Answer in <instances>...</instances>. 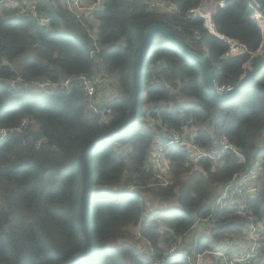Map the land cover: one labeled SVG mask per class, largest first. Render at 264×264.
I'll list each match as a JSON object with an SVG mask.
<instances>
[{
    "label": "trees",
    "instance_id": "trees-1",
    "mask_svg": "<svg viewBox=\"0 0 264 264\" xmlns=\"http://www.w3.org/2000/svg\"><path fill=\"white\" fill-rule=\"evenodd\" d=\"M20 1L33 4L36 14L0 7V130H5L0 135V264H63L84 244L78 155L89 141L127 117L132 62L145 29L165 25L189 50L205 57L218 86L238 83L244 66L250 62L251 68L257 59L254 54L264 52V40L251 19L250 0H224L212 16L218 35L244 47L234 56H225L228 44L203 29L200 18L185 16L201 0H174L176 9L163 13L150 10L146 0H103L89 16L97 21L95 36L91 21L64 9L61 0ZM39 17H48V25H39ZM191 30L199 32V40L191 37ZM99 72L111 77L117 89L112 98L101 99L110 109L104 119L86 111V94L78 82L54 93L31 88L15 92L10 86L18 76L58 82ZM179 96L190 101L180 102ZM161 101L168 103L160 114L169 125L196 126V140L203 147L212 143L210 131L223 135L243 161L227 150L219 162L203 158L194 163L185 151L170 148L166 159L171 182L160 185L147 161L153 133L142 117ZM258 159L262 171L248 206L264 224V65L238 95L215 101L202 66L162 33H152L141 60L132 121L84 158L89 184L84 216L91 250L78 264H151L173 237L184 240L198 220L208 219L210 232L185 252L204 253L229 240L230 223L237 221L241 230L246 223L232 206L212 207L214 188ZM125 174L132 175L133 183L127 185L136 191L120 187ZM149 201L158 208H148ZM140 240L147 243L148 254L139 248ZM260 244L264 256V239ZM166 264L188 263L178 257Z\"/></svg>",
    "mask_w": 264,
    "mask_h": 264
},
{
    "label": "built area",
    "instance_id": "built-area-1",
    "mask_svg": "<svg viewBox=\"0 0 264 264\" xmlns=\"http://www.w3.org/2000/svg\"><path fill=\"white\" fill-rule=\"evenodd\" d=\"M62 5L66 6V10L75 11L86 9L90 13L98 8L103 0H61ZM27 1L20 0H0V7H21V12H29L32 15L36 14L35 6L30 3L27 7ZM148 8L160 13L172 12L176 9L174 0H146ZM224 0L212 1L201 0L199 4L185 14L187 18L198 17L202 20V28L209 33L224 39L228 44V49L225 56H234L243 53L244 47L235 42L231 38L218 35L215 32L212 16L218 8H223ZM249 7L252 8L251 19L256 23L264 40V11L254 2L250 0ZM82 15V14H81ZM38 23L41 26H47L49 23L48 17H39ZM191 37L196 40L200 39L199 32L191 30ZM260 51L254 56L259 57ZM248 62L243 73L234 86H218L215 83V89L218 93H226L231 91L245 78L248 70ZM245 67H247L245 69ZM72 82H78L86 94V111L92 116L105 118L110 112L108 107L101 105V99L105 98L107 83V75L103 72L96 73L92 76L80 75L75 78H65L58 82H53L50 79L38 81H26L20 76L11 79L10 86L13 91H19L21 88H31L37 92L54 93L60 90H69ZM166 88L169 87L164 83ZM112 98V97H110ZM109 99V98H108ZM168 106L166 102H159L156 105L149 106L144 110L142 121L147 129L153 133L151 139L148 162H150L155 177L160 179L161 184L166 186L171 182V174L168 169V160L166 159L167 152L170 148H180L185 151L190 161L197 163L203 158H208L213 162H219L221 157L227 150H232L238 157L239 161H243L242 155L228 143L225 136L215 137L210 131L212 143L210 146L203 147L196 140V131L198 128L189 123L178 128L169 125L165 122L160 114V107ZM5 130H0V135L3 136ZM262 171V161L257 160L251 167L246 170L234 173L231 180L214 188L212 199V207L225 208L232 206L233 212L239 216L246 226L242 234L236 239H225L222 243H218L216 248L199 254H190L185 252L186 247L181 237H173L167 246L164 247V252L160 258L155 259L151 264H166L168 258H184L188 264H201L203 257H208L205 264H254L260 257V241L264 239V224L255 220L251 214L248 202L254 196L258 189L256 183L258 175ZM130 191H136V187L126 185ZM208 221V219H205ZM204 220V221H205ZM203 221V220H200ZM199 222V220H198ZM185 250V251H184Z\"/></svg>",
    "mask_w": 264,
    "mask_h": 264
},
{
    "label": "water",
    "instance_id": "water-1",
    "mask_svg": "<svg viewBox=\"0 0 264 264\" xmlns=\"http://www.w3.org/2000/svg\"><path fill=\"white\" fill-rule=\"evenodd\" d=\"M254 2L260 7L261 10L264 11V3L262 0H254ZM160 32L162 33L172 45H174L180 52L185 54L186 56L190 57L191 59L197 61L203 68L206 81H207V86H208V91H209V97L212 100L215 101H224L230 97H232L235 94H238L240 91L245 88V86H248L252 79L254 78L255 73L257 70L264 65V52L255 59V62L253 66L248 70L245 78L240 82L238 86H236L234 89H232L229 92L226 93H218L215 89V80L211 71V68L209 64L207 63L205 57L202 55L189 50L181 41H179L171 32L170 29H168L165 25L163 24H152L148 26L142 36V39L137 47V52L133 58L132 62V77H131V101L129 105V110H128V115L125 118V120L120 123L118 126L112 128L111 130L107 131L106 133H103L102 135H99L95 139L89 141L80 151L78 155V165L81 171L82 175V191L80 194V202H79V219H80V226L82 230V235H83V240L84 244L81 250L74 255L71 259L66 261L63 264H78L80 263L83 259L86 258L88 253L91 250V242L88 236V231H87V222L85 220L84 216V207H85V202L86 198L88 195V189H89V184H88V168L85 164L84 158L89 151L90 148L93 146L99 144L100 142L106 140L107 138L116 135L118 132L121 130L125 129L130 122L133 119V114H134V107L135 103L137 100V92H138V85H139V79H140V66H141V60L144 55L145 48L150 40V36L154 32ZM254 60V59H253Z\"/></svg>",
    "mask_w": 264,
    "mask_h": 264
},
{
    "label": "rangeland",
    "instance_id": "rangeland-1",
    "mask_svg": "<svg viewBox=\"0 0 264 264\" xmlns=\"http://www.w3.org/2000/svg\"><path fill=\"white\" fill-rule=\"evenodd\" d=\"M87 1H89V0H87ZM64 9H66V6H62ZM74 13H76V14H78L79 16L82 14V16H84V18H86V19H89V21H91L90 23H91V25H92V28H91V33L95 36V34H96V23H97V21H95V20H93L92 18H90L89 16H90V12L89 11H86V9H81V10H75V11H73ZM93 36V37H94ZM248 67V69L250 68L249 67V65L247 66ZM247 67H245V69L247 68ZM105 91L107 92V95L108 96H106L105 98L107 99V98H110V97H113L115 94H116V92H117V89H116V85L114 84V81L112 80V78L111 77H109V76H107V83H106V88H105ZM172 92H176V89H174V90H172ZM178 100L180 101V102H186V101H190L189 99H186L184 96H179L178 97ZM123 183L125 184L124 186H120L121 188H124L128 183L130 184V183H133V182H131L129 179H132V175H130V174H125L124 176H123ZM128 181V182H127ZM151 200H153V198H150ZM152 202V201H151ZM153 205H155V206H159L158 204H156V203H154L153 202ZM163 206H166V205H163ZM149 208V207H148ZM202 223V225L204 226V227H206V228H208V221H203V222H201ZM209 230L210 229H207V231H205L203 234H206V233H209ZM230 230H231V232L232 233H228L227 235H228V237H229V239H233V238H230V236H232L233 237V234H236V235H238V234H240V232H241V229L239 228V226L237 225V221H232L231 223H230ZM234 230H239L240 232H237V233H233V231ZM133 233L134 234H136L137 236H138V233H135V231H133ZM236 238H238V237H236ZM235 238V239H236ZM184 242V241H183ZM185 247H186V245H185ZM139 248L140 249H142V251H143V253L144 254H148V252H146V247L145 246H143V245H141V244H139ZM187 248V247H186ZM146 252V253H145ZM209 259H208V257H203V262H201V264H205L207 261H208ZM254 264H264V256H260L256 261H255V263Z\"/></svg>",
    "mask_w": 264,
    "mask_h": 264
},
{
    "label": "crops",
    "instance_id": "crops-1",
    "mask_svg": "<svg viewBox=\"0 0 264 264\" xmlns=\"http://www.w3.org/2000/svg\"><path fill=\"white\" fill-rule=\"evenodd\" d=\"M88 2V1H87ZM26 6L27 7H30L31 5H30V3H27L26 4ZM150 203H148V206L147 207H149L150 209H153V208H158L157 206H155V205H153V202L154 203H156L157 204V202L156 201H149ZM174 203V202H173ZM204 221V220H203ZM203 221H199V222H197L196 224H195V226L186 234V236H185V239L183 240L184 241V244L186 245V247L188 248V249H193V247H194V245H195V242L198 240V238L199 237H201L202 235H204L203 233L205 232V231H207V229H211V224H210V222H208V228H206V227H204L203 225H202V223L201 222H203ZM206 221V220H205ZM237 231V230H236ZM209 232H210V230H209ZM241 232H243V230H241ZM228 233H232V232H230V231H227V234ZM233 235H235V234H233ZM239 236L241 235V233L240 234H238ZM139 244H141V245H143V246H145L146 247V252H148V250H149V247H148V245H147V243H145L143 240H140V242H139ZM138 244V245H139ZM216 246L217 245H215V247L214 248H216ZM145 252V253H146Z\"/></svg>",
    "mask_w": 264,
    "mask_h": 264
},
{
    "label": "clouds",
    "instance_id": "clouds-1",
    "mask_svg": "<svg viewBox=\"0 0 264 264\" xmlns=\"http://www.w3.org/2000/svg\"><path fill=\"white\" fill-rule=\"evenodd\" d=\"M239 84H240V83H239ZM243 89H244V88H243ZM228 92H229V91H228ZM240 92H241V91H240ZM240 92H239V93H240ZM239 93H238V94H239ZM238 94H235V95H238ZM235 95H233V96H235Z\"/></svg>",
    "mask_w": 264,
    "mask_h": 264
}]
</instances>
